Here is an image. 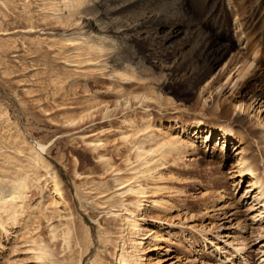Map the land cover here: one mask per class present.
Masks as SVG:
<instances>
[{"label": "rangeland", "instance_id": "374dc122", "mask_svg": "<svg viewBox=\"0 0 264 264\" xmlns=\"http://www.w3.org/2000/svg\"><path fill=\"white\" fill-rule=\"evenodd\" d=\"M23 1L0 0V182L25 179L27 184L23 189L22 222L13 227L6 223L5 232L0 229V264H39L35 260L39 243H32L39 240L49 252L45 264H123L119 256L131 252V243L141 238L134 230L121 234L127 223L116 207L126 199L117 197L113 182L117 176L124 181L130 178L133 172L129 170L136 166L134 151L127 150L133 139L137 141L143 135L131 139L130 124L149 126L144 135L155 137L150 145L143 146L144 150L171 138L193 149L183 157L169 154L163 170L154 173V181L139 180L148 188L147 202L142 214L130 221L145 225L150 233L143 243L153 248L144 254L141 263L264 264V101L250 99L256 82H250L241 93L244 100L232 101L231 115L243 114V125L233 123L232 117L213 116L210 104L197 105L196 94L177 83L159 93L156 88L148 91L166 101L160 107L149 108L147 124L141 121V111L131 110L107 119L97 113L77 125L88 112L96 113L112 104L114 99L109 95L117 87L111 84L118 79L107 71H87L84 65L72 68L55 57L57 48L50 47L55 37L29 30L23 18L28 12L35 17L36 25L46 23L48 30L62 27L53 21H41L40 0ZM181 1L188 13L180 29H197L214 47L229 45L227 56L245 51L246 37L264 39V0ZM240 5L244 6L243 34L237 30ZM239 35L244 36L240 44ZM172 39L176 47L181 43L178 37ZM133 48L150 69L148 47L134 44ZM259 67L264 73V55ZM225 91L217 102L232 98ZM241 105L243 108L238 109ZM244 105H250L246 114ZM70 121L74 125L69 127ZM196 124L204 128L194 130ZM225 126H230L227 139ZM183 128L188 132L184 133ZM18 132L28 145L40 142L46 147L42 157L48 169L41 162L39 170L29 167L33 154ZM126 136L132 141L124 142ZM94 140L101 141L103 146L98 152L110 159L111 170L104 169L98 152L88 145ZM212 151L217 156L214 159L210 157ZM243 167L250 169L242 171ZM46 170L56 179H51ZM255 175L261 183L253 187L250 179ZM135 200L128 197L126 205L131 207ZM155 201H160V210ZM2 208L0 204V215ZM52 228L58 236L55 241L50 238ZM129 233L132 236L127 239Z\"/></svg>", "mask_w": 264, "mask_h": 264}, {"label": "bare ground", "instance_id": "6f19581e", "mask_svg": "<svg viewBox=\"0 0 264 264\" xmlns=\"http://www.w3.org/2000/svg\"><path fill=\"white\" fill-rule=\"evenodd\" d=\"M40 1L42 3L38 8L42 10L41 21L51 24L53 21V24L59 28L62 27V30H48L46 23L45 25L43 23L34 24L33 18L35 17L28 12H26L23 20L27 23L26 27L29 30L50 33L47 35H50L51 39L55 37L56 42L50 46L57 48L54 56L63 60L64 63L70 65L72 68L79 67L81 69L83 67L80 65H84V68L88 67L85 69L87 71H107L110 75L118 79L115 84H111V86L117 88L112 92V95H109L114 99L112 104L109 105L110 107L104 106L102 109H98L96 113L88 112L78 120L77 125L84 120L93 119L92 117L97 113H103V118L107 119L120 114L122 111L131 110L141 111V121L147 124L150 116V113H148L150 112L149 108L153 105L160 107L163 105L162 102L166 101H162L160 94L154 96L153 93L148 94V91L156 88L157 92H160L175 83L181 84L185 88V91L196 94L197 105L199 102L207 103V105L210 104L209 109L213 116L216 115L219 119L232 117L231 120L237 125H243L245 118L243 114L231 115L230 108L232 101L238 98L245 99L241 93L245 89H248L250 82H256L250 90L252 94L250 99H255V102L258 99L264 101V73H262V68L259 67L263 61L264 52L262 49L264 39L259 37L248 39L246 37L244 41L245 51H239L238 54L233 53L227 56L230 51L229 45L223 44L214 47L208 37L197 29L191 26H187V29H180L182 22L187 20L188 13L181 0ZM23 7L28 6L23 3ZM243 7L242 5L238 7V10L241 11V21L237 29L239 34L240 32L243 34V31L246 29V26L243 27V20H245L242 16ZM253 9L256 8L253 7ZM5 18L3 19V23L7 21ZM172 37H176V39L178 37V41L181 42L177 47V43L175 44ZM242 40H244V36L239 35L237 42L240 44ZM134 44L136 46L141 44L148 47L149 52H147L151 56L152 69H149V64L146 67L145 60L137 56L134 52ZM89 85L86 84V86ZM225 90L230 92L232 98L227 97L228 99L217 102ZM249 107L250 105H244V114L249 111ZM242 108V105L238 106V109ZM90 109L92 108L89 107L88 110ZM124 123L130 122L124 121ZM67 125L69 127L73 126L74 121H70ZM194 126H197L194 130L202 127L198 124ZM229 127H223L226 139L229 138L227 131ZM187 129L183 128V132H188ZM148 130L149 126L139 125L137 127L130 124L131 139L143 135L142 139L139 138L137 141L136 138L133 139L135 142H130L131 147L127 150L129 152L134 151L133 159L136 166L130 168L129 171L133 172V175L125 181L119 176L113 178L117 197L123 200L126 199L125 201L120 200L118 202L119 206L116 207V209H120V212L124 216L123 219L127 223L121 228V234L134 230L141 236L137 241L131 243V252L119 256V262L123 264H142L144 254L148 250L152 251L153 249L149 246L150 244L143 243L150 231L145 228V225H140L132 220L130 221V218H134L136 214L145 210L144 206L147 202L148 188L141 185L139 180L144 179L146 182L154 181V173L158 170H163V166L166 165V157L169 154L172 153L176 157H183L193 150L191 149V145L189 146L188 143L175 138L164 141L149 150H144L143 146L150 145L155 138L151 133L144 135L145 131ZM197 133H199V130ZM130 138L126 136L123 140L124 142H128V140H131ZM226 139L224 138V140ZM22 143L28 145L25 139ZM30 145L28 147L33 155L29 167L39 170L38 163L41 162L43 167L48 169L42 157V151L46 147L40 142H35ZM88 145H91L92 151L96 153L103 146L100 140L91 141ZM19 153L17 152L18 155ZM129 157L127 159L128 163ZM210 157L213 159L217 157L214 151L210 153ZM97 158L106 171L112 169L110 159L106 158V155L98 152ZM239 161L242 162V160ZM173 162H175V159ZM250 164H253L252 161ZM249 169L243 167L242 171L248 172ZM114 172L118 171L114 170ZM46 173L48 174V170H46ZM48 175L51 179H56L51 174ZM260 180L255 175L250 179L251 186L254 187L261 183ZM25 181V179H17L15 182L13 180L11 182H0V185L3 186H0V204L3 205L1 209L3 213L0 215V229L4 232L6 223H9L13 227L18 225L19 222H22L24 218L22 202L24 200V192H26L23 189H27ZM104 197H102V200L106 199ZM128 197L137 199L131 204V207L126 205ZM105 204L106 202H102V205ZM153 204L157 210L161 209L160 201H155ZM110 209H112L111 206ZM43 219L48 220V222L50 221L46 216ZM130 233L129 235L127 234V239L132 236ZM67 235H69V230L66 231ZM50 238L53 241L58 238L54 228L50 229ZM65 242L66 240H64ZM121 242L123 244L126 243V239L123 238ZM32 243H39V245L37 244L39 248L37 249V253H35V260L39 264H45L48 260L47 255L49 252L45 251V247L40 246V243H42L40 240L39 242L32 241Z\"/></svg>", "mask_w": 264, "mask_h": 264}]
</instances>
